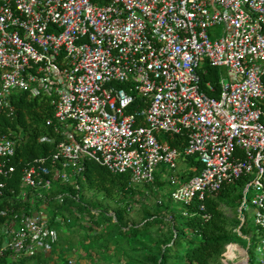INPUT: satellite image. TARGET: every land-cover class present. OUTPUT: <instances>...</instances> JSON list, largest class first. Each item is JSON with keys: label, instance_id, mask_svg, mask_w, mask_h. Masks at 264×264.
<instances>
[{"label": "built area", "instance_id": "2783aa9c", "mask_svg": "<svg viewBox=\"0 0 264 264\" xmlns=\"http://www.w3.org/2000/svg\"><path fill=\"white\" fill-rule=\"evenodd\" d=\"M204 63L224 72L217 97ZM18 93L48 102L52 135L39 141L55 145L15 186L25 138L0 135V264H77L57 258L67 213L54 208L79 202L88 161L146 185L159 174L181 206L243 180L239 226L251 211L243 238L264 264V0H0V116H14ZM188 157L200 165L189 178Z\"/></svg>", "mask_w": 264, "mask_h": 264}, {"label": "trees", "instance_id": "16d2710c", "mask_svg": "<svg viewBox=\"0 0 264 264\" xmlns=\"http://www.w3.org/2000/svg\"><path fill=\"white\" fill-rule=\"evenodd\" d=\"M202 69L203 82L211 84L215 89L214 93H209L206 90L207 94L211 97H217L219 70L207 63L203 64ZM11 102L15 107V114L12 117L0 116V135L13 131L21 132L25 138V141L16 148L13 159L16 169L13 174L12 185L16 186L22 169L37 158H48L54 149L55 142L39 141L41 136L52 135L51 129L45 125V121L52 117V108L45 99L29 98L24 93H18L12 95ZM135 105H140L138 100ZM165 137L163 136L162 139H166L171 146L176 148H181L184 143L183 140H185L182 137ZM183 165L186 169L195 167V170L188 171L187 169L182 172V176L187 175L188 178L200 170V165L194 157L186 158ZM83 175L85 178L83 183L76 180L79 185V202L67 199L63 205L54 208L59 215L67 213L62 227H68L69 218L75 220L72 210L77 213L84 212L92 220L94 219L95 214H90V208L83 200L84 191L100 192L106 197H127V195L133 193L131 179L128 174H112L105 167L88 161L85 164ZM160 177L159 174L155 176L153 185L155 183L160 184ZM243 185V180L227 183L216 194L206 196L203 201L195 199L187 206L173 203L168 195V199L174 207L170 208L168 206L166 208V213L169 214L168 219L166 214H164V217H146L140 227L131 226L127 231L123 230V212L120 209L113 212V217L103 210L97 211L96 215L99 218L93 220L96 227H101L106 222L111 229L105 231V233L93 235L92 240L94 242L103 240L105 244H108L116 238L115 242L117 243L121 241L120 238L126 232H128V236L136 237L140 230L168 222L170 237L162 243V246H158L155 251L149 253L148 260L152 264H211L212 260L217 258L227 245H235L241 239L247 243L246 239L243 238L246 235L244 224L239 226L240 222L237 218L236 223L228 228L224 209L222 208L223 206L232 209L239 208ZM56 189L74 193L70 186L64 187L56 184ZM125 206L126 208L129 207L127 203ZM237 229L240 234L237 233ZM251 241L255 240L251 239ZM60 251L61 254L64 252L63 249ZM51 258L52 256L38 258V263H45ZM32 260V258H29L23 260L22 263Z\"/></svg>", "mask_w": 264, "mask_h": 264}, {"label": "rangeland", "instance_id": "374dc122", "mask_svg": "<svg viewBox=\"0 0 264 264\" xmlns=\"http://www.w3.org/2000/svg\"><path fill=\"white\" fill-rule=\"evenodd\" d=\"M212 39V38H211ZM220 74L224 72L219 70ZM184 166L180 165V170ZM160 177V184L146 185L142 183L131 182L133 193L127 197L114 196L106 197L103 193L96 191H84L83 200L90 208V211L103 210L110 215L115 210L120 209L123 212V230L127 231L129 227H140L142 221L146 217L160 216L164 217L166 208H174L168 199L169 187ZM166 181V180H165ZM253 190L247 194L248 206L251 207L250 200L254 197ZM126 203L128 208H126ZM226 217V226L232 227L238 218V207L232 209L230 207H222ZM91 214V213H90ZM103 215V214H102ZM244 217L246 222L244 224V231L249 235L253 234V223L251 211L245 212ZM69 218V217H68ZM75 220L68 219V227H62L63 234L61 243L62 248L69 253L58 254L57 258L61 259L64 256H71L75 259L77 264H152L149 259V253L162 246L164 241L170 237V226L168 222L158 224L149 229L140 230L136 237L128 236L126 232L120 238V242H115V239L108 244L103 240L94 242L92 236L111 229L108 223H104L101 227H96L93 220L98 219L97 215L92 220L86 213L78 212L74 215ZM65 220V219H64ZM252 240H255L254 238ZM245 244V245H244ZM232 245V246H231ZM228 245L226 249L214 260L211 264H239L246 255L247 243L241 239L239 243ZM257 242L251 241L250 246L247 248V254L250 257L251 264H258L259 254L256 252ZM238 247V251L234 254L236 258H228L231 255V250ZM32 261L25 263L14 264H30Z\"/></svg>", "mask_w": 264, "mask_h": 264}, {"label": "bare ground", "instance_id": "6f19581e", "mask_svg": "<svg viewBox=\"0 0 264 264\" xmlns=\"http://www.w3.org/2000/svg\"><path fill=\"white\" fill-rule=\"evenodd\" d=\"M241 264V263H240Z\"/></svg>", "mask_w": 264, "mask_h": 264}]
</instances>
